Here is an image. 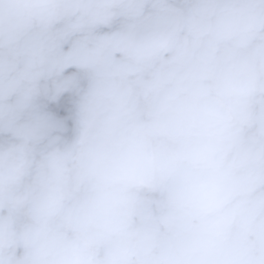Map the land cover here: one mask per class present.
<instances>
[{"label":"clouds","instance_id":"9594fccd","mask_svg":"<svg viewBox=\"0 0 264 264\" xmlns=\"http://www.w3.org/2000/svg\"><path fill=\"white\" fill-rule=\"evenodd\" d=\"M0 264H264V0H0Z\"/></svg>","mask_w":264,"mask_h":264}]
</instances>
